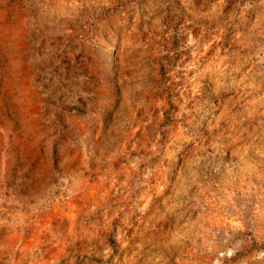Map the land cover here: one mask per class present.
Instances as JSON below:
<instances>
[{
	"label": "rangeland",
	"instance_id": "374dc122",
	"mask_svg": "<svg viewBox=\"0 0 264 264\" xmlns=\"http://www.w3.org/2000/svg\"><path fill=\"white\" fill-rule=\"evenodd\" d=\"M0 264H264V0H0Z\"/></svg>",
	"mask_w": 264,
	"mask_h": 264
}]
</instances>
